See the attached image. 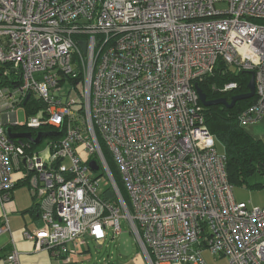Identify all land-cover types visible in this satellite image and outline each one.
<instances>
[{"label":"built area","instance_id":"obj_1","mask_svg":"<svg viewBox=\"0 0 264 264\" xmlns=\"http://www.w3.org/2000/svg\"><path fill=\"white\" fill-rule=\"evenodd\" d=\"M218 61L254 74V101L236 115L254 124L264 115V0H0V235L21 184L42 221L23 236L55 259L85 238L102 246L123 218L146 264H207L204 252L264 264V206L235 201L195 89ZM6 125L55 135L35 151ZM4 261L20 264L17 250Z\"/></svg>","mask_w":264,"mask_h":264},{"label":"trees","instance_id":"obj_2","mask_svg":"<svg viewBox=\"0 0 264 264\" xmlns=\"http://www.w3.org/2000/svg\"><path fill=\"white\" fill-rule=\"evenodd\" d=\"M249 80L250 75L247 72L230 71L218 61L213 74L206 76L198 83V86L206 95L207 100L225 98L230 101L232 96L245 94L248 91L247 84ZM229 83H235L236 88L223 93L221 88ZM253 101L254 97L249 100L238 101L232 109H226L222 106L204 108L205 123L209 132L214 136L215 141L219 142L224 148L226 173L232 186L234 183L242 182L248 185L247 178L249 176L257 172L264 173V144L260 140L251 137L236 121V115L250 106ZM114 179L126 202L127 195L120 179H117L115 175ZM102 197L111 201L114 200L110 191L104 192Z\"/></svg>","mask_w":264,"mask_h":264},{"label":"crops","instance_id":"obj_3","mask_svg":"<svg viewBox=\"0 0 264 264\" xmlns=\"http://www.w3.org/2000/svg\"><path fill=\"white\" fill-rule=\"evenodd\" d=\"M264 126V117L261 122L256 125H250L245 131L254 139L260 140L263 144L259 125ZM14 180L17 182L19 175L14 174ZM25 187L18 184L12 192L11 201L6 204L8 216V224L10 233L6 232L0 235V264H6L4 259L15 248L19 255L20 264H99V258H93L90 253L89 244L95 241L85 238L67 244V253L62 259H55L43 249L36 247L35 243L24 238L23 232H33L42 227L39 210L35 201L27 200L22 192H16L18 188ZM33 198V196H32ZM34 199V198H33ZM101 247V246H100ZM213 258V257H212ZM215 263L226 264L224 258H213ZM104 264H146L145 260L140 258H129L127 256H119L115 260H105Z\"/></svg>","mask_w":264,"mask_h":264},{"label":"rangeland","instance_id":"obj_4","mask_svg":"<svg viewBox=\"0 0 264 264\" xmlns=\"http://www.w3.org/2000/svg\"><path fill=\"white\" fill-rule=\"evenodd\" d=\"M219 8H222V7L219 6ZM82 92H83V86L81 83H79L77 85V90H72L69 95L70 98L74 99L78 103L76 108L79 107V103L81 102L80 94ZM263 117L264 115L262 116V118ZM262 118L256 121L254 124H250V125H256L260 123ZM16 120L19 124H22L25 122L26 118L24 115V110L22 108L18 109L17 114H16ZM250 125L245 126V128ZM5 128H6V133L8 136L22 134L20 132L12 131L9 125H6ZM258 129L261 131L260 134L262 135V140L264 141V126L261 127V124H260ZM46 141H47L46 139L42 140L40 144L34 147V150L40 151V152L44 151L47 146ZM215 147H216V151L219 154H224V148L219 142H216ZM80 153H81V158L84 161H87L89 159L87 154H85L82 151H80ZM42 157L48 158V153L42 154ZM106 157H107L109 166L111 170L113 171V174L115 175V177H117V179H120L118 167L112 161V158L109 156L108 153H106ZM98 174L100 177V187L103 190H108L109 182L107 178L105 177V175H100V172ZM247 183L248 185L253 186V187H249L244 182L233 184V197L235 201L244 202L245 204L248 205V207L264 206V186H263L264 185V173L257 172V173L252 174L251 176L247 178ZM255 185H260V186L256 187ZM16 192H22V194L26 196L27 200H30V201L32 200L35 202L38 201L32 198V192L28 186L18 188ZM126 203L129 205V201L127 198H126ZM119 225L121 228L120 235L112 237V234L108 232V236L104 240L100 248H97V245L93 243L89 244L91 256H93V258H99V264H104L105 260H110V261L115 260V258H118L119 256H123V255L129 258L137 257V258H140L141 260L144 259L142 254L138 250V247L134 241L133 235L130 233L129 224L126 222L125 219L120 218ZM203 257L206 260L207 264L225 263V262H222V263L212 262L214 260L207 252H204Z\"/></svg>","mask_w":264,"mask_h":264},{"label":"water","instance_id":"obj_5","mask_svg":"<svg viewBox=\"0 0 264 264\" xmlns=\"http://www.w3.org/2000/svg\"><path fill=\"white\" fill-rule=\"evenodd\" d=\"M79 45L82 48V51L85 52L86 50V43L84 41L79 42ZM250 75V80L247 84V92L245 94L235 95L232 96L230 101H227L225 98H219L215 100H207L206 95L202 92V90L199 88V86L195 85V89L197 91L200 103L204 108H208L211 106H222L226 109H232L236 102L243 101V100H249L254 97L255 94V82H254V74L252 72H247ZM55 133L53 132H40L37 134V137L35 139L31 138V135L28 133H22L17 135H9L10 137H19V138H26L28 141H30L34 145H38L42 138L48 137V136H54ZM89 166L92 169H96L97 166L94 162L89 163ZM97 248H100V246H97Z\"/></svg>","mask_w":264,"mask_h":264}]
</instances>
